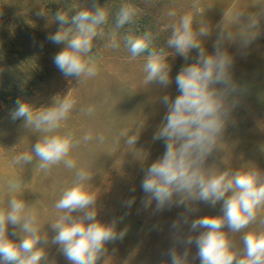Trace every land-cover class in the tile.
<instances>
[{
    "label": "rangeland",
    "instance_id": "374dc122",
    "mask_svg": "<svg viewBox=\"0 0 264 264\" xmlns=\"http://www.w3.org/2000/svg\"><path fill=\"white\" fill-rule=\"evenodd\" d=\"M92 2L0 0V208H6L13 195L23 199L36 210L41 234L48 236L47 244L42 241L38 245L46 251L43 264H71L58 250L59 245L51 243L55 231L50 223L58 215L55 202L72 184L76 172L84 170L89 174L88 189L97 194L96 219L106 224L116 221L117 232L126 233L123 239L106 244L107 251L97 264H169L166 253L173 247L181 254L187 248L188 264H200L195 243L186 245L183 241L188 235L195 237L203 231L191 232V221L205 215H221L222 202L215 207L204 202L188 206L173 203L158 210L156 201L148 204L141 190L147 167L165 151L163 140L152 139L167 111L161 98L169 95L174 99L179 95L175 76L185 63L195 62L196 50L185 61L169 49L172 83L168 87L157 83L146 86L143 64L148 53L133 59L124 37L151 30L159 34L153 46L166 48L171 25L184 14H191L194 27L205 23L210 27L203 46L213 54V42L221 31L225 10L231 9L226 26L234 34L247 23L248 15L257 14V35L248 46H243L238 36L229 41L225 30L223 46L234 58L231 71L237 88L230 98L236 106L220 147L209 156L205 167L215 166L220 171L257 167L264 172V0H96L109 13L108 21L101 26L104 36L94 38L89 53L97 73L90 78H66L53 63V57L65 45L54 44L47 36L60 28L54 20L57 11L67 14L69 22L65 27L75 28L72 17L83 8H91ZM125 2L135 4L139 15L134 23L117 29L115 14ZM42 8L47 15L38 16ZM170 11L176 16L170 17ZM113 32L117 48L109 46ZM69 92L76 104L56 131L71 132L79 141L69 154L76 167L68 169L60 163L43 171L35 158L29 164L13 163L15 156L31 152L43 135L26 127L23 118H11L16 101L27 102L34 109L46 108L53 105L56 97ZM89 108L93 109L91 114ZM125 129L131 130L130 135L138 132L133 149L127 148L120 135ZM89 133L92 139L85 141L83 137ZM12 185L18 188L13 191ZM259 218L264 219V210ZM261 228L264 225L258 220L245 231ZM8 233L10 239L19 241L18 228L9 225ZM240 235H233L237 247H242Z\"/></svg>",
    "mask_w": 264,
    "mask_h": 264
},
{
    "label": "clouds",
    "instance_id": "9594fccd",
    "mask_svg": "<svg viewBox=\"0 0 264 264\" xmlns=\"http://www.w3.org/2000/svg\"><path fill=\"white\" fill-rule=\"evenodd\" d=\"M139 11L133 3H122L115 14V27L119 29L134 23ZM231 14V9L225 10L221 31L213 42V54L203 46V38L211 33L210 27L206 23L194 27L191 14H184L171 25L166 48L153 46L159 34L151 30L124 37L133 59L148 53L143 64V83L146 86L157 83L168 87L172 83L169 49H174L175 54L185 61L190 58L192 50H196L195 62L185 63L175 76L179 95L174 99L169 95L161 98L167 111L152 139L163 140L165 151L147 167L141 190L146 194L148 204L156 201L158 210L173 203L188 206L204 202L215 207L222 202V214L205 215L191 221V232L203 231L195 237L188 235L183 241L186 245L195 243L200 264H264V228L245 231L258 220L264 225V219L259 218L261 210H264V172L257 167L235 171L205 167L209 156L220 147L236 106V101L230 98L237 88L231 71L234 58L223 46L225 30L229 41L238 36L243 46H248L255 39L259 26L258 15L250 14L247 23L234 34L226 26ZM37 15L45 16L47 13L42 8ZM168 15L175 17L176 13L170 11ZM241 15V12L237 14L238 21ZM108 17L105 6H100L96 0H93L91 8H83L72 17L75 28L65 27L69 22L67 14L57 11L54 20L59 22L60 28L50 33L47 39L54 44L65 45L53 57L55 67L63 76L80 79L96 75L97 67L90 60L89 53L94 38L104 36L101 26ZM109 46L119 47L115 32L111 34ZM75 104L70 92L62 98L56 97L53 105L40 109L18 99L11 118H23L26 127L43 135L31 152L15 156L13 163L29 164L35 158L38 168L43 171L60 163L68 169L75 168L76 163L69 154L79 141L74 140L71 132L58 134L56 131ZM92 111V108L88 109L89 114ZM130 132L125 129L120 135L127 148L133 149L138 141V132L131 135ZM83 139L88 141L92 136L89 133ZM88 179L86 171L76 172L72 184L55 202L54 209L58 215L50 223L55 231L51 243L59 245L58 250L71 264H97L107 251L106 244L123 239L126 234L125 231L117 232L116 221L106 224L96 219L97 194L88 189ZM17 188V185L11 186L13 191ZM132 202L130 200L129 204ZM73 213L80 215L74 216ZM9 225L19 229L18 242L9 238ZM173 227H176L175 222ZM234 234H241L242 247H237ZM13 235L17 233L13 232ZM42 241L44 244L49 242L47 234H41L36 210L23 199L11 196L7 207L0 208V264H43L47 257L45 248L38 246ZM166 254L169 264H188L187 248L181 254L173 247Z\"/></svg>",
    "mask_w": 264,
    "mask_h": 264
}]
</instances>
